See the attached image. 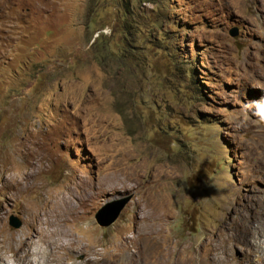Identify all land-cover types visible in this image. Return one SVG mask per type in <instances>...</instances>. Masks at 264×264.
<instances>
[{
  "label": "rangeland",
  "instance_id": "1",
  "mask_svg": "<svg viewBox=\"0 0 264 264\" xmlns=\"http://www.w3.org/2000/svg\"><path fill=\"white\" fill-rule=\"evenodd\" d=\"M263 157L264 0H0V264H222Z\"/></svg>",
  "mask_w": 264,
  "mask_h": 264
},
{
  "label": "bare ground",
  "instance_id": "2",
  "mask_svg": "<svg viewBox=\"0 0 264 264\" xmlns=\"http://www.w3.org/2000/svg\"><path fill=\"white\" fill-rule=\"evenodd\" d=\"M263 159H264V157H263ZM260 160H261V158H260ZM253 165H254V163H253ZM259 167L260 166H258L257 168H259ZM260 169H261V167H260ZM260 169H259V171H260ZM254 174H258V172H254ZM253 178L256 180L257 178H259V175L258 176L254 175ZM69 195L72 196V194H69ZM245 195L241 194L239 197L235 195L238 198L232 199L233 200L232 204L234 207L232 206L231 209L229 208V215L227 214L229 217L232 216V218H231L232 221L230 219H228L229 217L224 219L222 221V226H221L222 233H218V238L223 239V242H226V240L228 239L229 243L233 244L235 241V243H234L235 247H234L233 251H228L227 249L222 250L223 257H221V258L223 259L224 264H264V193L260 192L254 198H249ZM231 197H233V195ZM72 202H73V196L72 197L69 196V198L63 197L60 201H58L57 205L59 207L60 212L62 211L61 214L63 215V217L69 216L76 211V204H74ZM223 217H224V215H223ZM220 218H221V216H220ZM37 219H39V218H37ZM42 222H43V220H42ZM37 225H38V223H37ZM63 231L64 230L62 228V225L59 224L58 229H57V235L53 236L52 240H50V239L47 240L48 244L50 245V250L46 246L47 243H46L45 239H42L41 241H38L34 245H32L30 251L29 250H23L21 255H20V253H18V251L15 247H13L12 245L9 244L8 250L11 252H14L16 254V259L14 260L15 263H11V262L7 261L5 264H47L50 261V254L53 252L55 246L59 243V239H60L59 235ZM39 234H40V232H39ZM11 236H13V234ZM9 238H12V237H9ZM12 239H10V240H12ZM62 242L64 245H62V243H61V250H60L61 255L67 256L69 254V256L72 257V254L70 252L71 249L69 248V245H68V239H66ZM0 248H2V247H0ZM66 252L68 254H66ZM6 254H8V253H6ZM143 256H145V257H143ZM61 257H59V258H61ZM129 258L132 261H140V260H145V259L147 261H149L151 259L146 254H141V255L139 254V256H137V254H130ZM217 259L216 258L213 259V262L210 259L209 263L212 262L211 264H217L216 263ZM56 262H57V260H56ZM58 263L59 264L61 263L60 259H59ZM104 263H102V264H104ZM165 264H166V261H165Z\"/></svg>",
  "mask_w": 264,
  "mask_h": 264
},
{
  "label": "water",
  "instance_id": "3",
  "mask_svg": "<svg viewBox=\"0 0 264 264\" xmlns=\"http://www.w3.org/2000/svg\"><path fill=\"white\" fill-rule=\"evenodd\" d=\"M129 200L130 199H125L115 204L109 203L107 206L103 207L96 216L98 224L102 227H110L118 219ZM20 225L21 224L18 222L14 224V227L19 228Z\"/></svg>",
  "mask_w": 264,
  "mask_h": 264
}]
</instances>
